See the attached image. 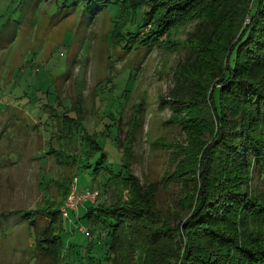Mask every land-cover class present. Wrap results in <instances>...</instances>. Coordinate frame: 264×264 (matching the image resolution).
<instances>
[{"label": "rangeland", "instance_id": "obj_1", "mask_svg": "<svg viewBox=\"0 0 264 264\" xmlns=\"http://www.w3.org/2000/svg\"><path fill=\"white\" fill-rule=\"evenodd\" d=\"M57 2L0 0V264H176L173 244L153 233L151 221L118 224L111 251L108 226L93 230L78 216L115 196L118 186L100 185V174L90 181L85 165V156L102 153L114 174L129 164L155 214L170 224L174 213L184 217L180 181L192 175L181 164L197 146L188 145L179 123L184 112H171L158 96L171 87L176 63L185 62L193 21L134 48L123 34L137 24L138 4L130 10L110 2L90 18ZM148 30L146 22L139 34ZM71 156L79 163L70 165ZM73 178L74 193L97 195L59 213L52 229L40 210H59ZM256 180L264 193V177ZM24 210L39 212L33 227L21 219ZM53 248L54 257L46 253Z\"/></svg>", "mask_w": 264, "mask_h": 264}, {"label": "trees", "instance_id": "obj_2", "mask_svg": "<svg viewBox=\"0 0 264 264\" xmlns=\"http://www.w3.org/2000/svg\"><path fill=\"white\" fill-rule=\"evenodd\" d=\"M110 2L130 10L140 6L137 24L123 34L137 43L134 48L145 49L160 33L168 38L172 27L193 21L185 62L176 63L172 85L158 99L171 112H184L179 123L188 145L197 148L184 153L181 164L192 175L180 181L183 194L177 202L183 218L174 213L170 224L155 214L146 190L129 174V164L114 174L100 153L91 160L85 156L90 181L100 174V185L118 187L110 204L84 207L78 221L93 230L106 224L111 251L120 238L114 232L118 224L146 220L155 224L153 233L169 238L176 264H261L264 193L256 179L264 177V0H58L56 8L68 7L91 18ZM146 22L149 30L140 35ZM137 120H129L130 129ZM89 147L95 146L91 142ZM71 161L79 163L73 157ZM40 211L48 215L53 229L58 208ZM38 214L24 210L20 217L33 227ZM47 237L51 234L41 240ZM49 252L56 255L55 248Z\"/></svg>", "mask_w": 264, "mask_h": 264}, {"label": "built area", "instance_id": "obj_3", "mask_svg": "<svg viewBox=\"0 0 264 264\" xmlns=\"http://www.w3.org/2000/svg\"><path fill=\"white\" fill-rule=\"evenodd\" d=\"M74 192H75V178L71 180L68 188V194L65 198V202L63 206H61L59 209L61 216H66V209H70L71 207H73L74 203L82 202V201H92L97 195V191L94 189L82 191L79 194H76Z\"/></svg>", "mask_w": 264, "mask_h": 264}]
</instances>
